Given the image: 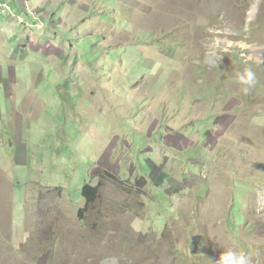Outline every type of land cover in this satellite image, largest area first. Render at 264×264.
Returning a JSON list of instances; mask_svg holds the SVG:
<instances>
[{"label": "rangeland", "instance_id": "374dc122", "mask_svg": "<svg viewBox=\"0 0 264 264\" xmlns=\"http://www.w3.org/2000/svg\"><path fill=\"white\" fill-rule=\"evenodd\" d=\"M0 3V264H264V0Z\"/></svg>", "mask_w": 264, "mask_h": 264}, {"label": "trees", "instance_id": "16d2710c", "mask_svg": "<svg viewBox=\"0 0 264 264\" xmlns=\"http://www.w3.org/2000/svg\"><path fill=\"white\" fill-rule=\"evenodd\" d=\"M84 39L86 40L87 38H84ZM90 39H91V37H90ZM80 41H82V40L80 39ZM154 47L158 48L159 47V43L155 44ZM75 48L77 49L75 51H78V55L81 58V60L85 64L90 66L91 68L92 67L94 68V65H95L94 61L99 57L100 52L96 51V50H93L92 47H91L92 52H89L88 50H86L87 46H84L82 43L78 47H75ZM135 49H137V47L134 44H129V45H126L124 47H120L117 50H114L115 52L109 51L108 52V56L110 54H112L113 59H115V60L119 59V61L121 62V70L123 72H125V69H128L129 67H131V69H132V70H129V71H133L134 69L136 71H138L139 70V64L142 61L135 60V59H131V60L129 59L130 54L132 52H134ZM82 51H83V53H82ZM103 64L104 63H101V65L98 66L97 69H100L103 66ZM138 115H139V113H138ZM98 186H99V184H95V185H91V184H88V183L83 184L80 193H81V195L86 197L87 204L92 203L96 199V197L98 195Z\"/></svg>", "mask_w": 264, "mask_h": 264}, {"label": "clouds", "instance_id": "9594fccd", "mask_svg": "<svg viewBox=\"0 0 264 264\" xmlns=\"http://www.w3.org/2000/svg\"><path fill=\"white\" fill-rule=\"evenodd\" d=\"M236 81L242 86L243 95H249L259 83L256 72L251 67H246L236 74ZM216 264H250L249 257L239 250L228 249L220 254Z\"/></svg>", "mask_w": 264, "mask_h": 264}, {"label": "built area", "instance_id": "2783aa9c", "mask_svg": "<svg viewBox=\"0 0 264 264\" xmlns=\"http://www.w3.org/2000/svg\"><path fill=\"white\" fill-rule=\"evenodd\" d=\"M0 7L4 8L3 9L4 13L7 11L5 3H0Z\"/></svg>", "mask_w": 264, "mask_h": 264}]
</instances>
